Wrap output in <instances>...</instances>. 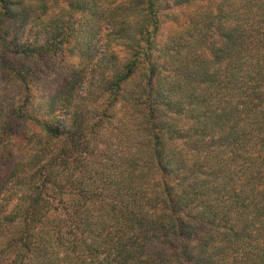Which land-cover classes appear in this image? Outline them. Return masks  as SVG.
I'll list each match as a JSON object with an SVG mask.
<instances>
[{"label": "trees", "instance_id": "1", "mask_svg": "<svg viewBox=\"0 0 264 264\" xmlns=\"http://www.w3.org/2000/svg\"><path fill=\"white\" fill-rule=\"evenodd\" d=\"M0 84V264H264V0H0Z\"/></svg>", "mask_w": 264, "mask_h": 264}, {"label": "rangeland", "instance_id": "2", "mask_svg": "<svg viewBox=\"0 0 264 264\" xmlns=\"http://www.w3.org/2000/svg\"><path fill=\"white\" fill-rule=\"evenodd\" d=\"M59 71H60V70H59ZM49 73H50V71H49V72H44L45 77H43V80H42L41 84L45 85V83H46L47 81H51L52 77H49V78H48ZM46 75H47V76H46ZM44 78H45V79H44ZM1 85H2V86H1ZM0 87H2V88H0L2 91H3L4 89L6 90V87H5L3 84H0ZM45 87H46V86H44V87L42 86V89H45ZM4 98L6 99L7 97H6V96H2L0 100L5 102L6 100H5ZM4 102H3V103H4ZM0 107H1V105H0Z\"/></svg>", "mask_w": 264, "mask_h": 264}]
</instances>
